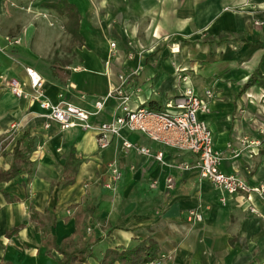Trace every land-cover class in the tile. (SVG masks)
<instances>
[{
  "label": "crops",
  "instance_id": "crops-1",
  "mask_svg": "<svg viewBox=\"0 0 264 264\" xmlns=\"http://www.w3.org/2000/svg\"><path fill=\"white\" fill-rule=\"evenodd\" d=\"M59 1L0 0V169H10L19 144L32 170L0 183V264H58L63 256L47 254L45 235L57 244L71 237L77 243L76 207L90 205L96 209L81 227L93 247L84 264H101L109 249L141 244L166 257L162 264H264V199L229 195L202 180L198 170L178 169L193 166L195 157L141 132L124 129L100 149L96 131L57 124L44 129L45 111L26 73H39L51 104L65 101L87 110L130 75L132 108L172 113L167 105L180 99L178 76L185 70L200 97L207 89L214 94L211 113L200 118L223 156L221 170L250 187L264 186L258 104L264 91V0H66L80 15L77 39L65 30L68 18L58 14ZM13 79L29 98L10 92ZM119 115L120 101L112 98L91 123L98 127ZM245 140L261 145L243 147ZM125 141L163 153L164 164L127 150ZM113 163L121 180L109 190L104 185ZM193 210L202 213V222L189 220Z\"/></svg>",
  "mask_w": 264,
  "mask_h": 264
},
{
  "label": "built area",
  "instance_id": "built-area-1",
  "mask_svg": "<svg viewBox=\"0 0 264 264\" xmlns=\"http://www.w3.org/2000/svg\"><path fill=\"white\" fill-rule=\"evenodd\" d=\"M116 46V43L111 44L112 57ZM172 52L179 53V50L173 48ZM26 73L35 93L34 99L39 102L40 108L45 111V114L42 115L46 120L44 129H49L52 124H57L63 130L80 127L84 130L96 131L100 149H106L110 145V137H119L124 129L130 132H141L153 141L190 153L195 157L196 161L193 166L181 164L177 166L178 169L186 171L194 168L198 170L202 180L208 181L215 188L229 195L249 198L251 195L256 194L264 199V186L250 187L243 180L234 175H227L221 170L223 156L215 149L213 133L208 123L200 118L201 115L211 113L209 101L214 97V94L212 90L207 89L204 92L205 99L200 97L185 70L180 71L178 76L182 91L180 99L175 104L167 105L168 110L174 112L160 114L150 112L144 107H131V94L126 89L131 80L130 75H122L119 87L106 97L98 100L94 104L93 110H87L65 101L55 105L51 104L44 99L46 83L39 73L33 69H26ZM7 84L10 92L15 97L19 99L29 98L24 92L23 86L17 80H10ZM112 98L120 101L121 115L108 123L95 127L91 123L92 118L100 115L104 111L107 101ZM258 104L264 115V91L259 97ZM261 133L264 134V130ZM250 145H261V142L248 143L247 140L242 142L243 147ZM124 147L127 150H135L141 155L152 157L157 162L164 164V154L161 152L153 153L150 149L140 148L128 141L124 142ZM120 180L121 173L116 163H113L109 166V179L104 187L114 190ZM168 185L169 188H172V179L168 180ZM222 202H225V199H222ZM250 211L256 213L254 208H250ZM189 220L202 222L203 215L196 210L190 211ZM165 258L160 257L147 264H162Z\"/></svg>",
  "mask_w": 264,
  "mask_h": 264
},
{
  "label": "trees",
  "instance_id": "trees-1",
  "mask_svg": "<svg viewBox=\"0 0 264 264\" xmlns=\"http://www.w3.org/2000/svg\"><path fill=\"white\" fill-rule=\"evenodd\" d=\"M62 9L66 13L68 21L65 25V30L68 34L72 35L74 39L81 38L79 34L80 15L76 7L70 4L66 0H60L55 6L56 9ZM54 76L59 78L57 70L54 72ZM251 84H256L257 80H250ZM148 111L154 113H164L161 110L155 111L151 106ZM4 145L0 146L3 148ZM29 156L22 151L19 144L16 146L13 153V162L9 170L0 169V183H6L14 180L20 173L27 172L32 174L30 169ZM67 174V171L64 172ZM16 200V199H14ZM96 207L94 205L87 206L85 209L78 206L76 207L75 217L78 221V229L76 235L78 236L77 243L74 242V237H71L61 244H57L56 238L47 233L45 240L43 241L44 246L47 248V254L51 255L53 250H56L63 256V259L58 264H84L86 259L91 253L92 245L87 241L86 230L81 227L85 223L84 217L87 212L93 214ZM37 215L34 213L32 219L35 220ZM40 225H42L40 223ZM43 226V225H42ZM158 259V252L154 246L141 244L139 247L131 250H119L109 249L106 251L101 264H147L151 261Z\"/></svg>",
  "mask_w": 264,
  "mask_h": 264
},
{
  "label": "rangeland",
  "instance_id": "rangeland-1",
  "mask_svg": "<svg viewBox=\"0 0 264 264\" xmlns=\"http://www.w3.org/2000/svg\"><path fill=\"white\" fill-rule=\"evenodd\" d=\"M63 9V8H62ZM62 9H60V7H59V9H57L58 10V14H60L61 13V15H63V10ZM66 14V13H65ZM60 30V27L58 26V25H56V31H59Z\"/></svg>",
  "mask_w": 264,
  "mask_h": 264
}]
</instances>
